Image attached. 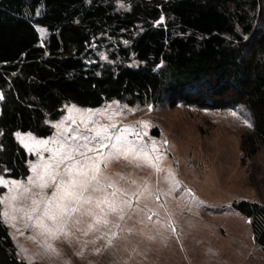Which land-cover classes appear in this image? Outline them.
Wrapping results in <instances>:
<instances>
[{
	"label": "trees",
	"instance_id": "trees-1",
	"mask_svg": "<svg viewBox=\"0 0 264 264\" xmlns=\"http://www.w3.org/2000/svg\"><path fill=\"white\" fill-rule=\"evenodd\" d=\"M263 1L0 0V175H30L17 133L45 139L66 107L110 103L236 109L252 125L241 143L251 158L264 147ZM229 209L264 252V205ZM0 264H30L1 204Z\"/></svg>",
	"mask_w": 264,
	"mask_h": 264
},
{
	"label": "rangeland",
	"instance_id": "rangeland-1",
	"mask_svg": "<svg viewBox=\"0 0 264 264\" xmlns=\"http://www.w3.org/2000/svg\"><path fill=\"white\" fill-rule=\"evenodd\" d=\"M39 30L45 37V31ZM249 124L236 109L110 103L95 110L66 107L62 118L52 124V136L45 139L16 134V140L33 157L29 176L34 175L32 165L54 162L53 152L59 148L56 141L65 136L70 140L77 130L94 136V132H86L85 125L89 129L107 127L112 136L127 129V146L133 149L100 164L101 184L113 187L93 192V197L117 204L126 198L130 205L122 221L109 214L110 223L100 232L84 236L72 229L68 239L41 237L31 227L33 222L19 211L26 205L19 201L1 204V218L4 223L7 219L19 259L30 264H264V252L254 240L250 220L229 209L242 200L264 205V147L251 158H244L241 150L242 139L251 130ZM103 151L113 150L109 146ZM96 155L87 153L88 157ZM0 179L11 180L1 175ZM20 181L23 189L27 179ZM113 188L123 194L111 196ZM39 191L32 189L33 193ZM8 195V189L0 186V200ZM103 207L107 211V205ZM84 219L90 222V218ZM111 222L119 223L120 228ZM111 233L117 236L108 247ZM93 239L95 244L84 245ZM45 241L56 251H47Z\"/></svg>",
	"mask_w": 264,
	"mask_h": 264
},
{
	"label": "snow or ice",
	"instance_id": "snow-or-ice-1",
	"mask_svg": "<svg viewBox=\"0 0 264 264\" xmlns=\"http://www.w3.org/2000/svg\"><path fill=\"white\" fill-rule=\"evenodd\" d=\"M248 126L251 127L252 125L249 124ZM144 127L147 128L148 125L145 124ZM85 130L86 132H94L95 135H85L77 130V134L72 136L70 140L65 136L63 141H56L59 148L53 152L54 162L32 165L34 175L27 177V185L23 189L20 187L21 181L19 179L10 181L0 179V186L7 188L10 193L3 200H0V204L5 203V201H19L26 205V208H20L19 211L24 213L26 221L33 222L31 227L38 230L41 237H50L52 240L61 237L68 239L72 235V229H76L84 236L93 232H100L102 228L109 225V214H116L118 219L122 221L125 218V209L130 206L126 198L117 204L115 201L106 198H94L91 194L102 190L104 187H113L111 183L101 184L98 177L101 172L100 164L113 155L133 151L127 146L124 135L127 129L120 131L115 136L109 135L107 127L89 129L85 125ZM19 135L17 133V136ZM144 135L147 133L145 132ZM78 139L82 142H76ZM42 143L46 142L42 141ZM109 146L113 151L104 152L103 150ZM152 150L156 151L155 144H153ZM91 152H96L98 155L88 157L87 153ZM144 155L147 159V153ZM125 158H127L126 155ZM33 188H38L40 191L33 193ZM46 189L50 191L46 192ZM118 193H121V190L113 188L111 196L116 197ZM29 200L31 201L30 205H28ZM105 204L107 211L103 207ZM8 215L7 212L3 213L5 218ZM85 217L90 218V222L86 221ZM5 223H7V219H5ZM111 223L113 227L120 228L119 223ZM80 225H86V227L81 228ZM128 231L130 233L132 230L129 229ZM116 236L117 233H111V239L107 241L108 247L112 246V240ZM98 238H104V236ZM95 242V239L85 241L84 245L95 244ZM44 247L49 252L56 251L47 241H45ZM80 255L83 253L81 252Z\"/></svg>",
	"mask_w": 264,
	"mask_h": 264
}]
</instances>
